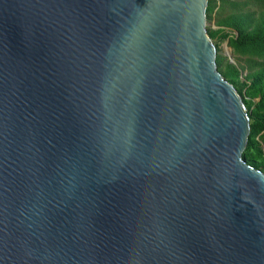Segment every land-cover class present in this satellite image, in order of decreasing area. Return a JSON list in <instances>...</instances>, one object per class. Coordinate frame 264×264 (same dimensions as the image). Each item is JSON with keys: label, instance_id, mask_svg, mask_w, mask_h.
Here are the masks:
<instances>
[{"label": "water", "instance_id": "obj_1", "mask_svg": "<svg viewBox=\"0 0 264 264\" xmlns=\"http://www.w3.org/2000/svg\"><path fill=\"white\" fill-rule=\"evenodd\" d=\"M206 6L0 0V264H264Z\"/></svg>", "mask_w": 264, "mask_h": 264}, {"label": "trees", "instance_id": "obj_2", "mask_svg": "<svg viewBox=\"0 0 264 264\" xmlns=\"http://www.w3.org/2000/svg\"><path fill=\"white\" fill-rule=\"evenodd\" d=\"M220 6L232 10L223 14L215 0H207L206 21L214 20L215 29L207 28V35L215 50V64L219 74L241 97L248 115L249 133L242 159L264 174V0H218ZM253 1L260 6L254 12L238 7ZM225 42L233 54L244 57L243 65L230 64L218 55V44Z\"/></svg>", "mask_w": 264, "mask_h": 264}, {"label": "rangeland", "instance_id": "obj_3", "mask_svg": "<svg viewBox=\"0 0 264 264\" xmlns=\"http://www.w3.org/2000/svg\"><path fill=\"white\" fill-rule=\"evenodd\" d=\"M230 1H239V0H230ZM215 4L218 5L219 1L215 0ZM219 6H220V4H219ZM220 7H221L220 11L223 14H228L232 10V8L229 5H225L224 4V5L220 6ZM237 9L238 10L241 9L243 12H245V11L254 12V14L256 15L257 12L260 10V6L257 3L253 2V1H248L246 6L238 7ZM207 28L215 29L214 20L213 19L210 22L206 21V30H207ZM226 52H228L233 64H235V65H243L244 64V60H245L244 57H241L239 55L233 54L231 49L226 46L225 42L219 43L218 44V53L217 54L220 55L221 57H223L224 61H228L227 57L224 55Z\"/></svg>", "mask_w": 264, "mask_h": 264}]
</instances>
